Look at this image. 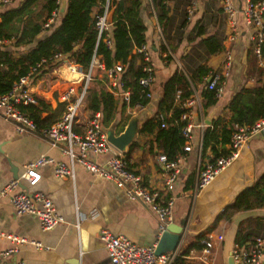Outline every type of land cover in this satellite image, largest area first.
<instances>
[{"label":"crops","instance_id":"crops-1","mask_svg":"<svg viewBox=\"0 0 264 264\" xmlns=\"http://www.w3.org/2000/svg\"><path fill=\"white\" fill-rule=\"evenodd\" d=\"M21 2L22 0H14L10 7H17ZM40 2L44 0H39L38 3ZM246 2L247 0H233L237 10L233 27L223 12L220 0H165L169 22L162 30L157 20L158 8L152 0H142L140 17L146 27L145 46L155 72V81L151 88L152 99L143 108L148 120L141 124L139 133L126 149L124 158L129 169L142 178L145 186L162 190V197L165 199L174 198L172 224L183 227L181 240L171 252L176 257L184 254L197 236L213 227L217 218L234 203L236 197L264 174L263 132L252 137L241 150L238 159L209 186L199 194L195 192L200 164L215 159L210 148L206 149L204 155L202 153L203 137L207 131H212L208 128H212V124L219 118L229 120L227 107L241 89H255L264 84L263 75L260 78L264 68L259 66L250 42L252 30L243 21L242 9ZM63 13L60 9L55 25L49 30H43L37 40L48 36L60 24ZM98 14L100 12L94 10V17ZM234 28L236 34L233 33ZM207 37L214 38L222 50L209 53L203 44ZM5 46L14 53L25 52L32 47L17 49L13 47V42H6ZM227 53L232 56V63L229 70L224 71ZM262 55L264 64L263 52ZM69 66L77 67L69 60L55 63L51 69L45 70L46 73L31 88L34 97L51 110L64 104L61 96L68 88L73 87L76 91L81 89V74L71 73ZM199 68H204L207 74L200 79L194 77L192 83L193 93L189 98H194L195 104L191 108L190 122L194 128L191 150L183 152L184 142H181L177 129L166 125L161 128L164 129L162 131L155 114L161 101L164 82L176 71L191 80ZM211 75L222 78L219 86L221 95L219 98L215 97V106L205 108L201 94L204 90L208 91L207 84ZM104 86L108 92L106 82ZM113 98L118 107L115 115V119H118V134L121 120L128 117L126 126L129 118L143 109L133 110L127 107L122 115L123 104ZM92 112L93 107L85 100L83 113L79 116L81 125H78V132L83 130V126L92 117ZM41 116L44 118L47 113H42ZM207 121H211V125H207ZM229 141L222 147L225 152ZM173 152L182 155V162L176 180L166 186L169 173L161 168L157 159L162 154ZM41 155L70 168L73 178H59L55 176L54 166L47 165L39 171L41 180L36 186L24 185L29 193L46 195L64 222L50 231H42L37 220L27 215H14L9 200L0 197V231L28 242H40L49 248L38 250L29 243L16 244L8 239H0V251L15 250L9 257L1 259L0 264H110L100 239L103 230L124 236L139 245L156 244L157 220L147 207L129 200L123 190L104 178L90 174L78 162L71 163L62 154L61 147H52L36 133H19L14 123L0 115V191L13 179L12 170H16L20 176L25 165ZM111 155L108 153L94 157L89 154L88 157L101 166L106 164ZM238 230L241 231L242 245L236 242ZM209 237L214 245L212 264H229L236 245L241 249H249L256 238H264V211L262 208L239 211L228 220L218 222L208 239ZM218 237L222 240L219 241ZM198 252L200 251L191 250L183 258L185 264H204L198 260Z\"/></svg>","mask_w":264,"mask_h":264},{"label":"built area","instance_id":"built-area-1","mask_svg":"<svg viewBox=\"0 0 264 264\" xmlns=\"http://www.w3.org/2000/svg\"><path fill=\"white\" fill-rule=\"evenodd\" d=\"M14 0H0V10L9 8ZM112 0H106L103 10L95 16V26L98 37L103 36V42L109 49H112V34L110 28L112 19L109 16L113 14L111 7ZM119 1V0H115ZM62 0H55L57 5L50 17L43 25L44 30L52 28L61 9ZM223 12L226 14L232 26L234 27L237 10L233 0H220ZM243 21L246 27L252 30L250 42L254 55L259 60V66L264 68L262 46H264V0H247L242 9ZM233 33L236 34L235 28ZM6 41H0V46ZM134 55L142 57L144 76L139 80V85L147 89L146 98L150 101L152 98L151 88L155 81V72L151 64L148 50L143 44L140 48L133 51ZM61 60H69L66 55H54L49 60H41L38 64L22 76L12 87L9 93L0 95V115L12 123L19 133H36V126L29 119V116L22 107L36 106L37 99L34 97L31 88L39 79L41 74L48 69V63L52 65ZM232 63V56L227 53L223 65L224 71L229 70ZM71 73H79L82 77V86L80 91L73 87L67 89L61 96V102L64 103V111L59 120L40 132V136L45 138L52 147H61L63 155L68 157L71 163L78 162L92 175L106 179L113 183L117 188L124 191L129 200L137 201L147 207L157 220V242L153 245H139L124 236L114 235L107 230H103L100 239L104 244L110 264H172L175 259L174 253L156 255V246L162 235L167 231L170 224L173 223V210L175 200L173 197L163 198L162 190L148 188L144 185L142 178L132 172L127 166L124 154L117 152L106 140L102 130L100 114L92 112V117L83 126V130L78 132L77 128L80 121L79 116L83 113V108L87 96V91L93 76L97 74L98 79H105L108 92L120 103L125 104L129 109L130 91L125 89L121 80L124 72V66L115 63L111 68H106L103 62L97 56H93L87 72H82L77 66H69ZM224 74H228L224 72ZM222 78L219 75H211L208 80L207 90L214 91L215 97L221 95L220 85ZM195 104L194 98H189L182 106L185 113L180 120L185 122L181 129V136L184 141L183 152L191 150V134L194 126L191 124V108ZM131 109V108H130ZM135 109H143L134 107ZM166 125L161 124V128ZM264 132V118L259 119L251 126H234L230 137L227 154L215 158L213 161H203L198 170L196 193L199 194L209 186L219 174L229 168L235 162L243 148L249 140ZM112 154L106 161V164L98 166L88 157L92 154L94 157ZM158 163L161 168L169 173L166 180V186L174 182L180 171L182 155L180 153L172 158L166 154L158 157ZM51 165L55 168V176L59 178H73L71 169L64 164L54 162L51 158L41 155L38 159L25 165L23 173L16 180H10L0 191V197L9 200L16 216L27 215L37 220L42 231H50L64 222L59 216L53 202L44 194L39 192L29 193L21 189V184L34 187L41 180V168ZM264 211V206L262 207ZM0 239H8L16 244L29 243L38 250H48L43 244L37 241H27L13 235H7L0 231ZM218 240H222L218 237ZM213 242L211 238L204 242V248L197 253V258L204 264H212ZM15 250L0 251V260L9 257ZM233 264H264V238H256L249 249L239 248L237 245L233 249L231 256Z\"/></svg>","mask_w":264,"mask_h":264},{"label":"trees","instance_id":"trees-1","mask_svg":"<svg viewBox=\"0 0 264 264\" xmlns=\"http://www.w3.org/2000/svg\"><path fill=\"white\" fill-rule=\"evenodd\" d=\"M22 0L14 8L0 10V41L13 42L14 48L32 46L25 52H12L5 44L0 46V95L10 92L13 85L41 60H49L54 55H66L77 65L82 72H87L92 57L99 58L106 68H111L115 63L124 66L122 82L125 89L130 91L129 107H147L149 100L146 98L147 89L139 85V80L144 76L143 61L140 55H134L132 51L145 44L146 27L140 17L142 0H119L111 1L113 11L112 26V49L103 42V36L98 37L95 26L94 10L100 13L106 0H67L66 8L62 14L60 24L53 28L45 38L37 40L43 32V25L50 17L57 5L55 0ZM165 0H152L158 8L157 20L160 28L164 30L169 22L168 7ZM255 1V0H252ZM203 44L209 53H218L222 50L220 44L212 37L203 40ZM264 54V46H262ZM48 69L53 67L48 63ZM48 71V70H47ZM46 73L43 72L41 76ZM207 71L199 68L191 80L181 72L176 71L167 79L162 87V97L158 105L155 119L159 127L161 124L173 126L177 129L181 142V129L185 122L180 121L185 113L182 104L193 93L192 83L194 77L200 79ZM264 73H260V78ZM105 79H98L97 74L89 84L86 101L93 107L94 113H99L101 124L108 128L114 121L117 112V101L110 95L104 86ZM179 93V94H178ZM205 108L215 106L217 99L214 91L202 92ZM127 106L123 104L122 115ZM36 126V134L40 135L43 129L49 128L59 120L60 113L64 111V104H59L55 110L42 101L37 100L36 106L22 107ZM227 112L229 120L217 119L213 124L212 131H207L203 137L202 153L210 148L213 157L218 158L226 155L223 146L229 141L234 126H251L256 121L264 118V84L255 89H241L230 101ZM42 113H47L42 117ZM59 117V118H58ZM128 117L121 120L118 134L124 130ZM161 129V127H160ZM162 131L164 129H161ZM172 158L176 152L166 154ZM264 206V174L255 184L243 190L215 221L213 227L203 232L195 239L194 243L184 252L177 256L172 264H185L183 259L191 250L201 251L204 242L208 240L209 233L221 220H228L233 214L242 210H252ZM238 230L236 242L240 245Z\"/></svg>","mask_w":264,"mask_h":264},{"label":"water","instance_id":"water-1","mask_svg":"<svg viewBox=\"0 0 264 264\" xmlns=\"http://www.w3.org/2000/svg\"><path fill=\"white\" fill-rule=\"evenodd\" d=\"M66 1L67 0H62L61 13H63L65 10ZM112 16H113L112 14L109 16V21H111ZM147 120H148L147 112H145V109H143L137 115H134L129 118L124 130L121 133L117 134L118 119H115L108 128L102 126V130L106 136L107 142L117 152L124 154L126 149L136 139L141 124H143ZM207 125H211V121H207ZM12 174H13V179L16 180L18 178L17 171L12 170ZM21 189L27 191L26 186L23 184H21ZM182 231H183V227L170 224L167 228V231L162 235V237L157 243L156 255L159 256L174 251L177 243L181 240ZM229 264H233L232 258Z\"/></svg>","mask_w":264,"mask_h":264},{"label":"rangeland","instance_id":"rangeland-1","mask_svg":"<svg viewBox=\"0 0 264 264\" xmlns=\"http://www.w3.org/2000/svg\"><path fill=\"white\" fill-rule=\"evenodd\" d=\"M119 130H120V128H119Z\"/></svg>","mask_w":264,"mask_h":264}]
</instances>
